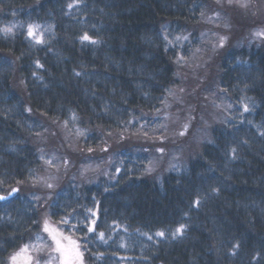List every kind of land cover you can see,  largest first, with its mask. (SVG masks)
I'll return each mask as SVG.
<instances>
[{
    "label": "trees",
    "instance_id": "trees-1",
    "mask_svg": "<svg viewBox=\"0 0 264 264\" xmlns=\"http://www.w3.org/2000/svg\"><path fill=\"white\" fill-rule=\"evenodd\" d=\"M207 2L0 0V192L19 190L0 201V264L45 207L81 237L71 264H264V50L231 55L219 76L213 59L191 58ZM210 84L248 109L197 141ZM189 103L196 119L176 134L167 119ZM113 132L98 153L112 165L86 185L73 175L84 149ZM183 141L202 144L195 161L149 171L159 149Z\"/></svg>",
    "mask_w": 264,
    "mask_h": 264
},
{
    "label": "rangeland",
    "instance_id": "rangeland-1",
    "mask_svg": "<svg viewBox=\"0 0 264 264\" xmlns=\"http://www.w3.org/2000/svg\"><path fill=\"white\" fill-rule=\"evenodd\" d=\"M207 2V0H205ZM206 21L203 25H196L192 33H195V38L198 39L197 46H194V51L191 58L203 57L204 61L208 59L214 60L211 72L213 75L220 74L221 65L231 55H238L239 52L250 49L259 48L264 50V0H209L207 2ZM222 45V46H221ZM200 59V58H199ZM207 59V60H205ZM202 58L199 60V62ZM203 61V62H204ZM192 64H198L197 62ZM199 70V69H198ZM192 72V71H191ZM194 75L198 71L193 72ZM209 74L208 70L201 73V79L206 78ZM203 81H200L194 88L202 86ZM218 83V80L213 82ZM193 88V89H194ZM204 96H209L210 99L203 98L200 103V108L197 109L198 119V135L196 140H203L205 133H212L214 128L221 126L226 121H233L238 107L242 110H247V104L239 106L237 101L225 94L219 85L214 88L212 84L205 87ZM198 95H194L193 99ZM206 100H209L207 102ZM191 108L193 106L189 103L184 107L183 113H174L168 117L169 123L173 122L178 131L176 134L183 135L189 123L196 119ZM185 111V112H184ZM195 121V120H194ZM115 132L110 134L108 141H103V146H92L85 148L84 151L89 157L88 160L81 164L82 173L78 176L77 172L73 174L86 185L95 182L96 180L103 179L109 165H112L113 160L111 156H104L99 158L98 153L108 148V143L115 139ZM209 137V134L208 136ZM106 139V140H107ZM194 140V141H196ZM194 141L176 143L178 148L172 152L159 151L153 157L152 167L149 171L158 166L160 173L156 175L157 178H162L166 173L173 171H182L190 163L195 161L200 156L202 144L195 143ZM91 149V151H89ZM177 149H183L184 152H176ZM89 161V162H88ZM153 166H155L153 168ZM67 168V167H66ZM70 170L71 168H67ZM119 165L116 167L118 172ZM112 176V175H111ZM54 176H47V179L52 180ZM108 178V177H107ZM97 212L95 211V215ZM39 227L31 235L28 242H24L19 248L9 254L6 264H71L72 255L80 250V236L66 232L62 227L51 219L48 208H42L39 212ZM47 221L49 231H44V222ZM91 229L95 227V218H92ZM55 237V239H53ZM59 241V244H57ZM72 244V250L66 248L65 242ZM25 245L28 247L25 248ZM74 248V249H73ZM16 257L15 260L12 257Z\"/></svg>",
    "mask_w": 264,
    "mask_h": 264
},
{
    "label": "snow or ice",
    "instance_id": "snow-or-ice-1",
    "mask_svg": "<svg viewBox=\"0 0 264 264\" xmlns=\"http://www.w3.org/2000/svg\"><path fill=\"white\" fill-rule=\"evenodd\" d=\"M3 31H5L6 33L7 32H10L11 31V29H4ZM261 35H264V33H260ZM28 35L29 36H33V37H35V32H34V30H33V27L32 26H29V31H28ZM82 40H91V38L90 37H88L87 35H85L84 37H82ZM37 42L38 43H43L44 41H43V39L42 38H37ZM93 43H96L97 41H92ZM222 46V45H221ZM37 64L39 65V61H37ZM41 67H43L42 65H40ZM77 75H79L78 73H77ZM30 111V110H29ZM106 150V149H105ZM89 151H91V149H89ZM158 151H163V149H159ZM233 155H235V149H233ZM50 162V161H49ZM150 170V169H149ZM48 187H52V185L51 184H49L48 185ZM19 190L18 189H13L12 190V192L11 193H9V195L11 196V195H13L14 193H16V192H18ZM5 199H7V197H4V196H0V200H5ZM199 200H197V201H195V206H199ZM63 223H67V221H63ZM183 229H184V225H181L180 226V228H178L177 230H176V233H173V235H176L177 233H182L183 232ZM89 230H92V229H89ZM44 231H49V228H48V224H47V221H45L44 222ZM102 235V234H101ZM157 235H159V236H163L164 235V233L163 232H159V233H157ZM53 239H55V237H53ZM57 244H59V241H57ZM28 246L27 245H25V248H27ZM235 247L236 248H238L239 247V245L237 244V245H235ZM15 256L14 257H12V259L13 260H15ZM37 264H39V262L37 261ZM66 264H67V262H66Z\"/></svg>",
    "mask_w": 264,
    "mask_h": 264
},
{
    "label": "water",
    "instance_id": "water-1",
    "mask_svg": "<svg viewBox=\"0 0 264 264\" xmlns=\"http://www.w3.org/2000/svg\"><path fill=\"white\" fill-rule=\"evenodd\" d=\"M11 192H12V191H11ZM11 192H10V193H11ZM14 194H15V193H14ZM14 194H13V195H14ZM0 196H4V197L9 198V197H11L12 195L10 196L9 194L5 195V194L0 193ZM0 201H2V200H0Z\"/></svg>",
    "mask_w": 264,
    "mask_h": 264
}]
</instances>
